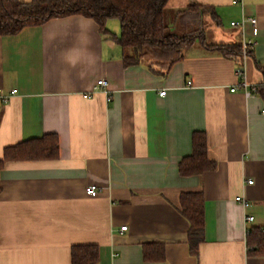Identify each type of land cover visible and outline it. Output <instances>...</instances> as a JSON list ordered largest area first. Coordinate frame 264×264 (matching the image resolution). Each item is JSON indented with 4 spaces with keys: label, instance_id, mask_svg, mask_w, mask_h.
Wrapping results in <instances>:
<instances>
[{
    "label": "crops",
    "instance_id": "obj_1",
    "mask_svg": "<svg viewBox=\"0 0 264 264\" xmlns=\"http://www.w3.org/2000/svg\"><path fill=\"white\" fill-rule=\"evenodd\" d=\"M180 3L177 12L195 3L215 9L217 20L205 19L208 43L255 40L251 54L223 55L197 40L160 74L145 62L125 65L121 45L82 14L0 34V88L18 89L0 99V158L43 134L60 142L55 159L7 161L0 171V264H72V247L87 244L99 247L97 264H264L246 237L264 226V0ZM106 26L120 33L113 20ZM241 65L251 96L231 91L243 80ZM99 78L110 102L95 89ZM198 130L216 167L183 176L179 163L193 153ZM186 191L205 199L198 254L178 210ZM150 244L164 245L163 260L144 258Z\"/></svg>",
    "mask_w": 264,
    "mask_h": 264
},
{
    "label": "trees",
    "instance_id": "obj_2",
    "mask_svg": "<svg viewBox=\"0 0 264 264\" xmlns=\"http://www.w3.org/2000/svg\"><path fill=\"white\" fill-rule=\"evenodd\" d=\"M169 0H0V34H17L25 26H37L51 18L82 14L95 19L101 30L121 45L124 51L125 65L147 63L152 71L166 74L176 62L182 60L185 51L200 41L207 49L216 50L223 55L239 57L242 44L208 43L205 29L211 17L215 22L217 14L214 8L203 4H189L176 13V20H189L191 29L176 33L170 28L166 18V5ZM116 18L121 25L118 35L109 31L106 24ZM180 21V22H181ZM184 23V22H183ZM251 54V52H249ZM264 96V87L259 88ZM192 154L185 156L179 163L181 175L200 174L215 169V162L208 158V138L202 130L193 132ZM60 142L58 135L43 134L29 138L5 148L0 158V171L7 161L41 160L58 157ZM1 174V172H0ZM2 187L0 186V192ZM178 210L190 224L187 239L191 253L198 254L204 240L205 210L202 191L181 193ZM247 245L250 254L264 255V226L250 227L247 231ZM144 258L159 261L165 258L163 244L144 246ZM99 247L96 244L74 245L72 264H97Z\"/></svg>",
    "mask_w": 264,
    "mask_h": 264
},
{
    "label": "built area",
    "instance_id": "obj_3",
    "mask_svg": "<svg viewBox=\"0 0 264 264\" xmlns=\"http://www.w3.org/2000/svg\"><path fill=\"white\" fill-rule=\"evenodd\" d=\"M248 20L251 21L252 25L254 26V30H257L256 18L252 17V18H249ZM245 22H246V19L242 18V20L238 21V22L232 21V24L233 25H238V24H244ZM255 44H256L255 40L244 41V43L242 44V50H243L242 56H243V59L246 58L249 55L250 49H252ZM244 69H245L244 65H241L237 69L238 75H242L243 76V80L240 81V84L238 86L232 87L231 91H235L237 89L243 88L245 93L248 96H251L253 93H252V90L249 89V83H248L247 79H245ZM189 83H191V81H189ZM108 85H109V83L107 82V80L105 78H99L96 81L95 89L96 88L103 89L106 92V95H107L106 97H107L108 102H110L112 97H111V94H110V92L108 90ZM17 91H18L17 88H13V89L10 90L9 94H6V93H4V90L2 88H0V99L3 100V101H8V98L10 97V95H13V94L17 93ZM165 92L166 91H161L159 94L160 95H164ZM262 112L264 113V106L262 108ZM248 182L249 183H253V180H249ZM87 191H88L89 194L95 196L98 193V188L95 185H90V186L87 187ZM236 199L238 201H241L243 206H247L249 204L248 200L245 197L237 196ZM246 220L247 221H252L253 220V216L246 217ZM121 229L122 230H126L127 226L123 225L121 227Z\"/></svg>",
    "mask_w": 264,
    "mask_h": 264
},
{
    "label": "rangeland",
    "instance_id": "obj_4",
    "mask_svg": "<svg viewBox=\"0 0 264 264\" xmlns=\"http://www.w3.org/2000/svg\"><path fill=\"white\" fill-rule=\"evenodd\" d=\"M180 8H183V4L180 3V5H176L175 0L170 1V3L166 5L167 22H168V24H170V28L179 34L189 31L192 27V26H189V24L183 23L180 19L176 20L175 16H176L177 11L180 10ZM109 20H113L115 22V24L119 25V21L116 18H111ZM213 27H216V26H213ZM210 28H211V26H210ZM210 28L206 29V35H207L206 37H208V40H210L212 38L211 37L212 36V30Z\"/></svg>",
    "mask_w": 264,
    "mask_h": 264
}]
</instances>
